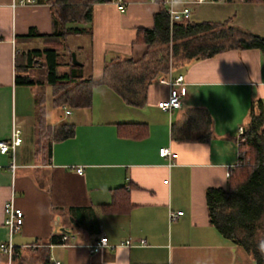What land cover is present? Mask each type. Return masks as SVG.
<instances>
[{"label":"crops","instance_id":"crops-1","mask_svg":"<svg viewBox=\"0 0 264 264\" xmlns=\"http://www.w3.org/2000/svg\"><path fill=\"white\" fill-rule=\"evenodd\" d=\"M22 1L0 0V142L11 145L16 131L21 139L0 152V245L9 239L13 245L11 258L0 249V264H22L27 254L39 252L37 264L46 255L50 264H256L209 222L205 192L227 187L239 160L238 129L248 124L251 106L260 103L264 113V53L230 49L168 64L155 71L143 102L134 105L112 85L110 70L129 59H144L148 47L134 43L136 33L154 27L160 3L123 0L121 11L117 0L95 2L86 22L79 15L85 0L71 7L54 0ZM174 6L188 8L190 21H228L264 35V2L175 0ZM74 11L79 18L70 21ZM61 26L82 29L64 40L89 38L88 47L73 49L64 43L60 51L85 52L79 67L93 81L85 104L62 97L56 104L53 87L43 81L16 82L22 53L50 44V39L30 36L31 29L49 35ZM32 39L43 47L29 48ZM20 40L26 48L19 46ZM155 51L160 55L155 47L149 53ZM60 67V72L68 70ZM178 76L183 78L181 106L164 111L158 103L168 99L169 80ZM64 89L61 95L80 97L78 87ZM198 111L206 122H185ZM40 115L51 127L44 137L37 126ZM63 124L72 125L74 134L55 140ZM120 124L125 134L135 129L146 136H122ZM174 124L183 130L177 138L172 137ZM162 147L177 155L169 164L158 154ZM10 200L23 212V224L11 236L5 223ZM179 211L170 220V212ZM100 236L107 237L108 245L92 252L90 245ZM127 240L131 246L124 245Z\"/></svg>","mask_w":264,"mask_h":264},{"label":"trees","instance_id":"trees-1","mask_svg":"<svg viewBox=\"0 0 264 264\" xmlns=\"http://www.w3.org/2000/svg\"><path fill=\"white\" fill-rule=\"evenodd\" d=\"M76 0H54L56 4L73 6ZM109 0H85L84 11L79 14L86 22L91 20V5L95 2ZM161 4L160 11L155 15L153 28H139L134 43L144 44L148 52L144 59L134 62L129 59L116 69L110 79L112 85L131 104L140 105L145 97L147 83L152 79L155 71L164 70L168 65V55L174 59L173 65H179L189 60L204 59L222 51L230 49L256 48L264 53V35H258L242 30L228 21L215 23L211 21H184L170 25L167 7L163 0H154ZM231 1V0H229ZM264 2V0H251ZM74 14L70 21H77L79 15ZM63 19V16H61ZM57 20V19H56ZM55 20V21H56ZM82 32L79 28H65L61 26L58 31L49 35L36 34L33 29L31 35H37L48 40L43 49H33L22 53L17 60L16 67L27 72L32 67L44 68L46 82L53 87L55 103L61 97L65 102L75 101L79 104L87 103V88L93 81L90 77L84 78L81 68L71 61L61 63V49L64 47V38ZM167 46V51L161 55L149 53L155 46ZM166 50V49H165ZM22 59V62H19ZM65 65L67 71L60 72L59 67ZM36 80L29 76L17 75L19 84L32 85ZM66 86L78 87L80 97L73 98L67 92L60 94ZM66 90V89H64ZM82 96V97H81ZM201 111L186 120V123L202 124L206 122ZM132 125V124H128ZM136 125V124H134ZM37 126L42 137L50 132V125L44 121L43 115L38 117ZM120 124L118 133L122 136L143 138L146 132L136 133L135 129L123 133ZM185 129V128H184ZM130 131L132 132L131 135ZM183 130L177 124L173 125L172 137L177 138ZM74 129L70 124H63L55 136V140H62L73 136ZM178 134V135H177ZM238 142V164L230 171L226 188H208L205 192L208 208L209 222L224 237L234 244L241 246L253 258L256 264H264V113L260 103L257 108L251 106L249 122L244 131L234 138ZM50 154V144L47 145ZM62 234V233H61ZM61 237V236H60ZM55 239V237H53ZM58 239V240H57ZM55 242L60 241L57 238ZM42 264H50L49 256H45Z\"/></svg>","mask_w":264,"mask_h":264},{"label":"built area","instance_id":"built-area-1","mask_svg":"<svg viewBox=\"0 0 264 264\" xmlns=\"http://www.w3.org/2000/svg\"><path fill=\"white\" fill-rule=\"evenodd\" d=\"M200 1V0H199ZM33 0H25V2L22 1L24 4L32 3ZM163 3L167 7V14L169 16L170 25L178 22H184L189 21L190 17V10L188 8H183L181 10H178L175 8V0H163ZM118 8L123 11L125 8V2L123 0H117ZM183 78L182 76H178L176 78H171L169 80V97L165 101H161L158 103V107L164 111L170 110L172 108H180L182 103V94L179 91V87L182 85ZM69 111H66V114H68ZM244 131L243 127H240L238 129V134H241ZM19 132L16 131L13 133L12 143L11 145H8L5 142H0V152L5 153L8 151L10 147H13L15 144H18L20 142V138L17 136ZM158 154L161 158L166 159L167 163L169 164L171 160L176 158V154L172 153L169 148L162 147L159 149ZM80 171V169L78 170ZM5 214L6 219L5 223L9 227L10 230V236L11 234L17 232L21 225L23 224V212L14 206V203L12 200L7 202L5 204ZM182 214V211L179 212H170V220H176L178 216ZM67 235H62V240H67ZM144 240H140V244H143ZM107 237L100 236V238L90 245V249L92 252H98L102 247L107 246ZM125 246H131L132 241L127 240L124 243ZM12 248L13 245L11 243V240L9 239L6 243H2L0 245L1 251L6 254L9 258H11L12 255Z\"/></svg>","mask_w":264,"mask_h":264},{"label":"rangeland","instance_id":"rangeland-1","mask_svg":"<svg viewBox=\"0 0 264 264\" xmlns=\"http://www.w3.org/2000/svg\"><path fill=\"white\" fill-rule=\"evenodd\" d=\"M33 41V44L32 46H30L29 48H42L43 47V42L42 41H39L38 39H32ZM64 43H65V46L67 45L69 48H73L75 49L78 45H83V46H86L88 47L89 44V38L86 36V35H83V37H75V36H70L68 37L66 40H63ZM19 46L20 47H24L26 48L27 46H25L24 44H22L21 40L19 42ZM45 47V46H44ZM154 48V47H153ZM155 48H157V50L161 51V53H165L167 51V46H155ZM66 50H68V48H65ZM166 49V50H165ZM63 51V57H62V61L61 63L63 64L65 61H67L68 59V52L67 51ZM156 52L158 51H155V54H157ZM160 53V55H161ZM168 53V51H167ZM85 52H78L76 53V58L78 61H84L85 60ZM153 55V53H152ZM168 55V64L169 66H172L173 63H174V59L172 58V55L171 53L167 54ZM19 62H22V59H20ZM66 69V66H61L60 67V70H65ZM87 70V67L84 69V71ZM44 68L42 67H32L30 69L27 70V76H29V78L33 79V80H36L37 82H44L46 84V86L49 88L50 85L46 82L47 80V77H46V74L44 73ZM23 71L20 69V75H23ZM72 111L73 113L75 114L76 113V109L75 108H72ZM72 120V119H70ZM40 255H42V252H39V253H30V254H27L26 257H23V260H22V264H37V258L40 257ZM21 262V261H20ZM18 264V263H17Z\"/></svg>","mask_w":264,"mask_h":264},{"label":"water","instance_id":"water-1","mask_svg":"<svg viewBox=\"0 0 264 264\" xmlns=\"http://www.w3.org/2000/svg\"><path fill=\"white\" fill-rule=\"evenodd\" d=\"M71 61H72V63H73L74 65H78V66L82 65V64L76 59V55H75L74 52H71Z\"/></svg>","mask_w":264,"mask_h":264}]
</instances>
